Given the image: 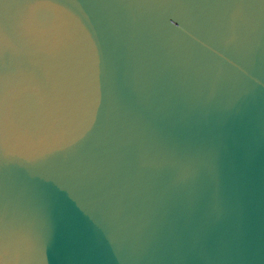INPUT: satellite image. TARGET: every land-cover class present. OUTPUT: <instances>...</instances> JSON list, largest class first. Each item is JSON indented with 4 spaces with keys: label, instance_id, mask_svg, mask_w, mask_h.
<instances>
[{
    "label": "water",
    "instance_id": "obj_1",
    "mask_svg": "<svg viewBox=\"0 0 264 264\" xmlns=\"http://www.w3.org/2000/svg\"><path fill=\"white\" fill-rule=\"evenodd\" d=\"M0 264H264V0H0Z\"/></svg>",
    "mask_w": 264,
    "mask_h": 264
}]
</instances>
